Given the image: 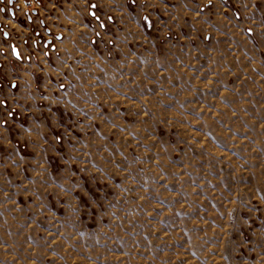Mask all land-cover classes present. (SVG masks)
<instances>
[{
	"label": "rangeland",
	"instance_id": "rangeland-1",
	"mask_svg": "<svg viewBox=\"0 0 264 264\" xmlns=\"http://www.w3.org/2000/svg\"><path fill=\"white\" fill-rule=\"evenodd\" d=\"M98 17L41 148L0 136V264H264V16L120 37ZM21 115L0 100V128Z\"/></svg>",
	"mask_w": 264,
	"mask_h": 264
},
{
	"label": "crops",
	"instance_id": "crops-1",
	"mask_svg": "<svg viewBox=\"0 0 264 264\" xmlns=\"http://www.w3.org/2000/svg\"><path fill=\"white\" fill-rule=\"evenodd\" d=\"M25 1L5 4L0 0V100H8L26 117V122L17 120L12 129L0 128V136L8 146L13 143L11 133H18L22 142L34 141L36 149L41 148L36 141L38 134L47 132L42 129H47L46 119H42L46 96L51 95L55 101L54 91L63 71L78 69L73 59L87 51L80 46V40L90 48L95 16L109 23L103 35L107 37H120L131 29L142 34L157 23L179 30L193 26L206 33L208 23L221 22L223 15L250 22L257 20L255 15L264 16V0H41L39 7L31 11ZM32 33L58 38L50 55L35 45H17L19 39ZM20 55L30 57L16 60ZM44 88L45 95L41 91ZM28 134L35 139L27 140ZM32 144L30 141L29 146Z\"/></svg>",
	"mask_w": 264,
	"mask_h": 264
},
{
	"label": "built area",
	"instance_id": "built-area-1",
	"mask_svg": "<svg viewBox=\"0 0 264 264\" xmlns=\"http://www.w3.org/2000/svg\"><path fill=\"white\" fill-rule=\"evenodd\" d=\"M8 1H9V0H5V1H3V2H6L5 4H7ZM39 1H40V0H26V1L24 2V5H25V7H26L29 11H31L32 9H35V8L39 7V4H40ZM5 7H6V6H5ZM96 19H97V18H96Z\"/></svg>",
	"mask_w": 264,
	"mask_h": 264
},
{
	"label": "flooded vegetation",
	"instance_id": "flooded-vegetation-1",
	"mask_svg": "<svg viewBox=\"0 0 264 264\" xmlns=\"http://www.w3.org/2000/svg\"><path fill=\"white\" fill-rule=\"evenodd\" d=\"M2 1H4V0H2ZM40 1H41V0H40ZM40 1H39V2H40ZM8 3H12V0H9Z\"/></svg>",
	"mask_w": 264,
	"mask_h": 264
}]
</instances>
